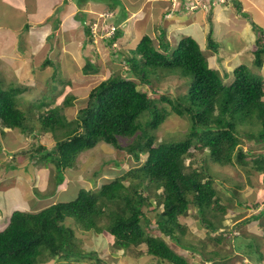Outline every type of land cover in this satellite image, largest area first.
<instances>
[{
	"label": "trees",
	"instance_id": "trees-1",
	"mask_svg": "<svg viewBox=\"0 0 264 264\" xmlns=\"http://www.w3.org/2000/svg\"><path fill=\"white\" fill-rule=\"evenodd\" d=\"M193 1L196 0L179 3L191 7ZM226 1L242 8L240 0L199 3V8L202 3L209 6L207 17L212 28L208 46L213 49H217L213 6ZM251 23L258 33L253 65L260 68L264 65V27L253 20ZM86 27L92 41L91 25ZM122 34L120 29L115 30L113 41ZM130 51V74L142 83L153 87V74L176 75L186 79L187 90L174 98L161 95L159 100L168 102L169 107L160 106L159 100L142 90L135 79L115 73L92 88L73 120L67 121L64 105L54 106L42 115L39 132L53 131L57 143L52 149L38 143L33 157L53 161L55 175L62 181L63 170L100 142L126 149L137 165L104 180L98 189L80 187L68 201H56L36 211L14 209L7 225L0 229V264H46L57 259L83 264L87 257L95 261L86 264H108L97 250L81 247L77 229L91 231L95 237L110 241L115 249L143 244L144 250L138 253L153 257L156 264H192L174 245L202 253V246L222 242V237L213 232L225 219L228 201L235 200L237 205L246 204L255 210L264 206V194L246 198L242 184L226 188L229 194L223 189V193L213 171L215 167L253 164L264 180V152L244 150L242 138L264 143V77L240 63L234 67L233 75L225 72L227 77L231 75L225 82L192 35L180 37L173 46L161 33L156 46L152 36L145 33ZM51 60L47 57L46 62ZM95 69L91 62L84 66L86 73ZM20 91L19 87L0 89V120L23 134H37L29 125L27 111L17 103ZM72 97L65 98V105ZM172 113L188 117L189 130L181 139L157 142L153 132ZM124 137L133 138L127 147L120 144ZM148 210L156 211L154 224ZM188 216L208 230L205 237H198L200 246L182 238L188 231V223L182 219ZM263 217L264 207L239 224ZM248 238V243L238 249L250 261L261 264L264 253L259 236L251 234ZM217 251L202 256L213 261L216 256L212 252Z\"/></svg>",
	"mask_w": 264,
	"mask_h": 264
},
{
	"label": "rangeland",
	"instance_id": "rangeland-1",
	"mask_svg": "<svg viewBox=\"0 0 264 264\" xmlns=\"http://www.w3.org/2000/svg\"><path fill=\"white\" fill-rule=\"evenodd\" d=\"M100 1L98 3L102 8L106 4L114 11L110 15L106 13L101 19L102 14H99L96 6L91 4L93 1H87L89 6L85 7L93 10L96 15H100L99 23H93L91 26L92 41L89 40L86 26L95 14L87 10L80 12L77 17L81 20L83 28L78 31L74 30L68 41L59 34L48 37L50 31H45L44 34H38L34 45H31L25 29L19 33L12 30L16 34L12 44H17L16 48L22 49L21 57H28V59L19 58L17 60L20 72L13 78L6 75L11 71L9 68L0 69V88L10 89L21 86L23 90L17 94V103L27 111L29 125L36 129L37 134H23L19 129L12 131L0 120V229L7 225L14 209L36 211L56 201H68L75 197L80 187L98 189L104 180L124 174L130 167L137 165L126 149L100 142L94 148L81 153L74 165L63 170L62 181V178L59 179L58 175H55L56 166L53 161L47 162L46 159L35 158L33 155L36 154L35 147L38 143L49 149L57 143L53 131L39 132L42 126L41 116L54 106L64 105L62 111L67 121L73 120L79 108L86 103L85 98L92 88L112 74L121 73L128 78L135 79L140 83L142 90L158 100L161 95L174 98L187 90L186 79L176 75L153 74L151 77L153 88L142 83L133 73V75L130 74V63L127 61L131 56L130 49L135 46L138 38H141L143 34H150L156 46H158L161 33L173 46H176L180 37L184 35L194 36L207 55L209 63L225 77V82L231 79L234 67L240 63L250 66L255 73L264 77V65L260 68L253 65V48L258 33L251 23L253 20L264 27V12L259 8L264 7V0H259L262 6L255 5V7H251V0H240L241 9L232 1L213 6L215 24L213 29L217 49L208 46V33L212 28L207 17L209 6L196 9L195 5L189 7L187 3H179L180 0ZM56 15L54 21H56L55 24H59L61 15L59 8ZM9 17L0 16V24L18 23L20 20L24 22L27 18L26 12ZM113 22L120 23L115 25ZM105 28L107 31H104ZM3 29L5 27L0 28V32H3ZM118 29L123 34L113 41L112 36ZM1 40L3 39L0 38ZM7 49L10 51L14 48L11 45L0 47V50ZM47 57L52 59L50 63L46 62ZM87 62L95 65L96 69L86 73L84 66ZM4 66L7 67V64ZM225 72L231 75L227 77ZM7 74L11 75V73ZM70 95L73 96L71 102L65 105V98ZM159 105L169 107L166 101L159 100ZM189 127L188 117L172 113L153 133L156 135L157 142L163 139L177 140L184 136ZM63 130L65 128L59 129L58 135ZM242 138L244 150L264 152V143H258L247 136ZM132 139L131 137L120 138V144L127 147ZM143 158L145 159L146 155ZM213 171L218 175L216 184L223 193H225L223 189L228 192L226 188L238 183L242 184L241 191L246 198L251 197L252 199L254 195L260 197L264 194L262 174L255 169L253 164L215 167ZM228 204L229 209L222 225L213 232L214 236L222 237V242L211 243L207 247L202 246V253L206 256H210L212 250H218L212 252L213 256H216L213 261L204 258L198 251L173 244L174 248L186 255L192 264H256L249 261L238 249L248 243V235L251 234L259 236L258 241L262 243L261 249L264 253V217L261 220L256 219L239 224L246 217L258 213L264 206L255 210L247 207L246 204L237 205L235 200L228 201ZM155 215L156 211L148 210V216L153 224ZM182 220L188 223V231L182 237L183 240L200 246L198 237H205L208 230L191 216L184 217ZM77 232L80 236L81 247L89 251L97 250L100 257L108 264H156L153 257L138 253V250H144L143 244L131 249H115L110 241L95 237L91 231L77 229ZM94 261L95 259L87 257L83 264ZM46 264L79 263L57 259L49 260ZM261 264H264V259Z\"/></svg>",
	"mask_w": 264,
	"mask_h": 264
},
{
	"label": "crops",
	"instance_id": "crops-1",
	"mask_svg": "<svg viewBox=\"0 0 264 264\" xmlns=\"http://www.w3.org/2000/svg\"><path fill=\"white\" fill-rule=\"evenodd\" d=\"M87 1L88 0H0V16L3 15L5 18H10L9 16H12L13 14L26 12L27 17L25 19L26 22L20 20L18 23L4 22L0 24V28L5 27V29H3L4 31L0 32V38L3 39L0 41V47L3 45H11L14 48L10 51L8 49L0 50V69L9 68L11 71L7 73H11V75L7 73L6 75L13 78V76H16L17 73L20 72V65L16 63L17 60L19 58L22 60L28 59V57H21L20 53L22 49L16 48L17 44H12L13 38L16 37L15 32H12V30H16L19 33L25 29L27 36L31 41V45H34L35 40L37 39L36 36L38 34H44L45 31H50L48 37L59 34L68 41V38L71 37L74 30L78 31L83 28L81 20L77 18L79 13L87 10L88 12L95 14L93 10H89V8L85 7L89 6L87 5ZM90 1H93L91 4L96 6L97 12L102 14L101 19L104 18L106 13H108L107 15H110L114 11L106 4H104L105 7L102 8V6L98 3L100 0ZM251 4V7H255V5L262 6L259 0H251ZM16 7L17 10H15ZM58 8L61 14L60 23L55 24L56 21L54 20H56ZM259 8L264 12V7ZM99 16L95 14V16L91 18V22L88 24L92 26L93 23H99ZM41 41L44 40L41 39ZM11 51H13V53ZM5 64H7V67L4 66ZM20 87L21 86H19V88ZM20 89L23 90L22 88ZM9 129L13 131L12 128Z\"/></svg>",
	"mask_w": 264,
	"mask_h": 264
},
{
	"label": "built area",
	"instance_id": "built-area-1",
	"mask_svg": "<svg viewBox=\"0 0 264 264\" xmlns=\"http://www.w3.org/2000/svg\"><path fill=\"white\" fill-rule=\"evenodd\" d=\"M219 1L223 2V1H225V0H219ZM200 2H202V0H196V1H193L191 7H192L193 5H195V7L198 8ZM215 3H216V2H213V4H215ZM202 6H203V7H207L208 5H207V3H202Z\"/></svg>",
	"mask_w": 264,
	"mask_h": 264
},
{
	"label": "clouds",
	"instance_id": "clouds-1",
	"mask_svg": "<svg viewBox=\"0 0 264 264\" xmlns=\"http://www.w3.org/2000/svg\"><path fill=\"white\" fill-rule=\"evenodd\" d=\"M208 5V4H207ZM203 7V6H202ZM202 7H200V8H202ZM198 8H199V6H198ZM197 9V8H196ZM19 87V86H18ZM1 89V88H0ZM2 90H4V89H2ZM7 128H9V127H7ZM249 261H250V259H249Z\"/></svg>",
	"mask_w": 264,
	"mask_h": 264
}]
</instances>
